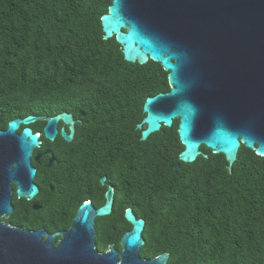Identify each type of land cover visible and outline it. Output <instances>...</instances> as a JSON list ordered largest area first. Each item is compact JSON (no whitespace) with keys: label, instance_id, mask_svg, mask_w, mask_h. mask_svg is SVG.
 <instances>
[{"label":"trees","instance_id":"1","mask_svg":"<svg viewBox=\"0 0 264 264\" xmlns=\"http://www.w3.org/2000/svg\"><path fill=\"white\" fill-rule=\"evenodd\" d=\"M110 3L0 0L2 128L15 118L79 111L135 126L145 99L168 91L158 63H127L115 39L103 40L100 18ZM176 129L177 121L147 143L136 131L133 202L134 215L145 222L141 259L167 253L166 264H264V157L241 146L229 171L223 155L202 147L207 158L183 163ZM72 150L70 144L63 161L79 154ZM59 190L63 196V184ZM106 219L114 220H97L99 251L119 248L131 229L121 218L112 233L102 225Z\"/></svg>","mask_w":264,"mask_h":264},{"label":"water","instance_id":"2","mask_svg":"<svg viewBox=\"0 0 264 264\" xmlns=\"http://www.w3.org/2000/svg\"><path fill=\"white\" fill-rule=\"evenodd\" d=\"M110 1L100 18L103 40L115 39L127 63L152 61L167 73L168 91L144 101V117L136 125L140 140L177 121L180 162L207 158L202 147L223 155L229 171L241 146L264 157V0ZM35 121L45 122L48 141L59 121L72 132L65 113L15 118L0 130V219L12 212L13 194L30 201L38 192L31 157L39 137L28 127ZM60 136L72 139L63 130ZM106 199L97 210L81 204L55 246V235L0 220V264H166L167 253L141 259L145 222L130 210L124 218L131 229L120 238V251L113 246L97 251L94 221L110 214L111 190Z\"/></svg>","mask_w":264,"mask_h":264},{"label":"flooded vegetation","instance_id":"3","mask_svg":"<svg viewBox=\"0 0 264 264\" xmlns=\"http://www.w3.org/2000/svg\"><path fill=\"white\" fill-rule=\"evenodd\" d=\"M64 113L71 115L72 132L69 124L59 121L55 126L57 133L53 141H48L43 136L44 121H35L28 126L39 137V146L31 157V164L36 170L34 184L38 192L30 201L19 199L13 194V210L9 216L0 220L8 227L26 231L43 230L46 235H55V246L61 238L58 234L67 231L71 226L78 207L85 203H91L95 210L103 207L107 201L106 194L111 190L110 214L94 221L97 249V220L114 219L112 222L106 219L102 221V225L115 233L120 229L119 219H125V212L130 210L134 214V151L136 131L141 130L136 129L137 124L133 126L132 122L116 121L113 115L84 114L81 111L77 114H59ZM5 128L0 126V130ZM61 130L66 135H72L70 142L61 138ZM159 132L163 133V128ZM154 134L142 142L147 143ZM163 139L164 137L158 139V142L165 144ZM138 141L141 142L140 133ZM70 144H73L72 151H78L79 154L63 161V152L70 150ZM154 146L158 147V144L155 143ZM35 156H38L37 161H34ZM101 179H104L103 182ZM61 184L64 189L63 196L59 190ZM14 197L19 202L16 207L13 205ZM67 216L71 217L68 219ZM110 246L120 251V247L116 248L113 244H107L105 250L97 251L105 252Z\"/></svg>","mask_w":264,"mask_h":264}]
</instances>
